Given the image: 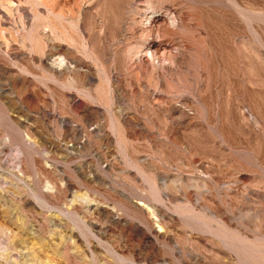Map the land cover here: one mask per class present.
<instances>
[{
    "label": "rangeland",
    "instance_id": "obj_1",
    "mask_svg": "<svg viewBox=\"0 0 264 264\" xmlns=\"http://www.w3.org/2000/svg\"><path fill=\"white\" fill-rule=\"evenodd\" d=\"M0 264H264V0H0Z\"/></svg>",
    "mask_w": 264,
    "mask_h": 264
}]
</instances>
